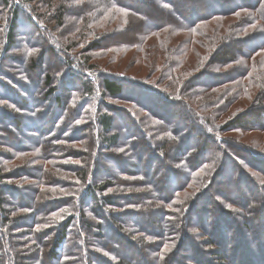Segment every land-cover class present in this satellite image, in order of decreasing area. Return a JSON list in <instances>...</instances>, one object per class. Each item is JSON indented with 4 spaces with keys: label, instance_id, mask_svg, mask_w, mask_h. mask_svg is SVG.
Segmentation results:
<instances>
[{
    "label": "trees",
    "instance_id": "1",
    "mask_svg": "<svg viewBox=\"0 0 264 264\" xmlns=\"http://www.w3.org/2000/svg\"><path fill=\"white\" fill-rule=\"evenodd\" d=\"M99 2L95 9L71 6L80 9L87 24L105 15L120 19L117 31H107L92 48H139L154 71L164 68L160 78L168 89L77 59L71 52L74 44L66 47L51 32L49 20L47 25L33 8L38 0H0V18L7 15L0 39V102L8 104L0 106V160L6 156L11 162L37 151L38 162L59 157L84 162L82 167L52 165L47 170L28 158L25 167L8 174L0 164V264H264V199L247 191L262 186L264 154L223 138L230 131L264 133V105L219 123L221 114L251 97L242 81L251 74L245 62L264 52V0ZM69 10L65 2L56 10L63 27ZM90 10L96 14L86 17ZM243 11L250 13L241 22L235 19L225 32L209 34V46L199 41L200 48L212 51L209 58L203 56L206 67L239 64L229 78L239 90L207 97L205 93L229 83L217 72L207 80L195 73L172 89L196 38L204 36L200 25ZM23 21L32 29L22 37L30 42L20 48L17 33L26 26ZM250 23L261 25L240 40L235 27L242 32ZM70 27L83 29L78 22ZM164 31L167 38L160 40ZM37 33L45 40L34 39ZM119 34L134 40L116 45ZM182 34L191 36L173 46ZM62 51L67 54L64 64L45 59ZM77 79L79 90L73 86ZM251 79L255 86L259 74ZM60 90L63 95L57 96ZM109 98H122L133 107L115 113L105 103ZM259 102L264 103V89ZM85 118L92 130L84 138L76 128H85L78 125ZM86 139L84 149L64 148ZM12 181L25 186L20 190L7 183ZM61 212L63 219L58 218ZM105 227L112 231L110 241Z\"/></svg>",
    "mask_w": 264,
    "mask_h": 264
},
{
    "label": "rangeland",
    "instance_id": "2",
    "mask_svg": "<svg viewBox=\"0 0 264 264\" xmlns=\"http://www.w3.org/2000/svg\"><path fill=\"white\" fill-rule=\"evenodd\" d=\"M65 2L66 6L69 7V14H66V18H65V23L66 26L63 27V22H61L59 24V19L58 17L62 16L59 13L56 12L57 9H59V6L61 5V3ZM236 2V1H235ZM237 3V2H236ZM215 4V3H212ZM83 5H87V6H92L91 8L95 9L100 7V2L99 0H80L79 2H77L76 0L74 1H69V3L66 0H38V4L35 5V11L37 10V12L44 18L45 22L47 20H49V27L52 29V33L54 34V36H56L57 38H59V40L66 46L68 47L71 44H74L73 47L74 49L71 51L72 53H74L75 57L77 59L81 58L83 61L88 60L91 61L90 63L93 65H96V68H100L101 67L97 66L100 65L102 67H109V71L111 73L115 72V73H123L126 74L128 76H130V78H132L133 80L139 82L142 81L144 82L147 86L152 87V88H157L160 87L162 89H166L169 85L168 83L164 82L160 77L161 74L164 71V68L162 69H156V71H154V64L152 63V60L149 58V56H144L143 53H140V49L139 48H124L120 47L121 49L115 50L111 49V50H106L103 49L104 51H100L97 48H92V43L98 41L101 37H104V34L107 31H113L116 27H118L120 19H115L110 18L109 16L105 15V17L102 20L99 21H94L91 20L88 24L86 23V21L83 22V16H79L78 11L72 10L73 7L79 6L82 7ZM216 5V4H215ZM96 11L90 10V12H87L88 15H84V17H88V16H93ZM105 13V12H104ZM249 11H243L241 12V14H234L231 16H227L224 18H218L216 19V21L214 22H207V24H202L200 25L201 27V31L199 34L203 33L204 36L198 35L199 37L196 38V43H193V47L192 51L189 53V60L186 61L185 64H183L182 68L179 70V75L181 76V78H177L176 83L171 86L172 89H174L175 91L181 87L182 83L185 82L188 78H190L193 74L197 73V77H199L200 75H203L202 77L207 80L209 78V76L212 77V74H214V72H217L220 77L223 75V79L225 81H229V83L224 85H218V87L215 90L209 91V93H205V95H207V97L209 95L212 94H223V93H229L230 91H235V90H239V84L235 83V81H232L234 79H229L232 75V73L236 72L237 70L235 69L236 67H239V64H233V65H228L224 68L219 67V70H217V68H208V66L206 67L205 65V61L203 60V56L206 55L208 58L211 56L212 51H209L210 47H208L207 49H203L202 47L200 48V46H202L201 44H199V41H203L209 46L210 43V38L212 35L209 34H213L214 30L216 31H222L225 32L226 28L229 27V24L231 23H239L241 22L240 17H247L249 15ZM6 16L4 15V17L0 18V39L1 38V30H3L5 21H6ZM121 17H123V14L120 15ZM238 20L237 22H235L236 20ZM25 20V17L24 19ZM23 25H26L22 28H20L19 32L17 33L18 36V45H20V48L23 46H25L26 42H30L29 39H24L22 38L23 36H27V33L30 34L32 26H29L25 23V21H23ZM78 23L82 24L83 29L80 28L79 29H74L72 30L70 25L75 23V25ZM217 23V24H216ZM46 24L48 25V23L46 22ZM225 25L226 28H225ZM261 23H256L254 25H252L251 23L249 24V27H246L244 29H242V32H239L240 28L235 27V32L238 34L237 37L240 38V40H243L241 38H245L247 36H249L250 34L254 33L257 31V29L260 27ZM236 26V25H235ZM86 28V30L84 32H82V30H84ZM114 31H117V29H115ZM228 32V30H227ZM230 32V31H229ZM228 32V33H229ZM227 33V34H228ZM207 34V35H206ZM161 36H159L160 40H165L167 38L168 35V31H164L160 33ZM189 34H182L180 35L178 38L175 39V44L173 46H177L180 42H182L186 36ZM191 36V35H189ZM169 37V36H168ZM41 39V40H45V37L43 34L37 33L34 37V39ZM51 43L55 44V40H51V38L49 37ZM102 39V38H101ZM134 39H132V36L129 34L126 35H118L117 37V41H115L114 43H116V45L118 44H123V43H129L132 42ZM198 40V42H197ZM34 41V40H33ZM156 38L151 39L150 40V44L155 43ZM260 41V40H259ZM212 42V41H211ZM217 42V41H216ZM1 44V43H0ZM63 46V45H62ZM199 46V47H198ZM1 47V46H0ZM247 46H243V50H245L244 48H246ZM92 49V50H89ZM1 50V48H0ZM209 51V52H207ZM200 53V54H199ZM209 53V55H208ZM64 54V55H63ZM66 56V58H64ZM138 58V60H137ZM163 58L164 56H162V58L160 59V61L157 59V62L159 66L163 65ZM45 59L47 60L48 63L50 62H57V64H64V62L67 60V54L62 52H59V54L55 55L52 53H49L48 55H46ZM264 60V52L261 54H258L257 56H255L252 61H246L245 64L246 65H251L250 66V75H248L249 77L244 79L242 82L248 86L250 92H251V97H248L247 99L243 100L241 99L238 103H236L234 106L230 107L231 109L228 111V113H226L225 115L221 114L220 117V124L223 123L225 124L226 122L232 120L234 118V115L242 112V111H247L250 110L253 106L254 109L255 107H260L263 106L264 103L259 102L258 105L256 103V98L257 96L263 91L264 89V65L262 64V61ZM47 63V64H48ZM49 66V65H47ZM68 65L64 66L63 69L64 70H68ZM99 70V69H98ZM187 70V72H186ZM243 71V70H242ZM257 74H259V83H257L256 81V85L253 86L252 85V79L251 77L255 76ZM64 76V75H63ZM225 76H228V78H226ZM231 80V81H230ZM77 84V85H76ZM127 85H129V83H127ZM61 85H59V89ZM74 89H80V84H79V80H75V85ZM128 86H125V91L128 90ZM170 88V87H169ZM168 89V88H167ZM19 90V89H18ZM131 90V89H129ZM128 90V91H129ZM260 92V93H259ZM127 94L129 95V93L127 92ZM63 95V90H60L57 94V96H62ZM228 95V94H227ZM78 97V96H76ZM244 96H242L243 98ZM79 98V97H78ZM4 99V98H3ZM53 101H55V97L53 99ZM106 105L111 107L112 110L117 113V111L119 109H123L125 107L128 108H132L133 106L127 102H125L122 98H118V99H112L109 98L105 101ZM55 105V103H53ZM8 104L5 102H0V106H7ZM91 109V108H90ZM87 112L90 110H86ZM92 111V109H91ZM86 112V113H87ZM174 113H177L176 110L174 109ZM118 115H121V113H118ZM141 116H145V113L141 112ZM182 117V115H181ZM122 120V119H121ZM89 124L87 125V120L86 118L80 122L78 125L79 126H83L85 128H81V130H78V126L76 128V131H78L79 135H82L85 137H87V133L90 132L92 130V123L89 121ZM177 123V122H176ZM179 125L183 124L182 121H178ZM28 124V120H24L23 122V126H26ZM38 126V125H37ZM90 129V131H89ZM224 140L225 139H230V138H234L237 139V141H239L242 145V147H244V149L246 150H253L254 152H258L263 153L264 154V133L262 132H245V131H230L227 132V134L225 136H223ZM89 143V140H82L79 143H71V144H64V148L66 147L65 145L70 146L71 148H75L74 151L76 150V148H81L84 149L87 147ZM3 151L6 153H10L8 152V150H6V148H3ZM84 152V151H83ZM257 153V155H259ZM38 152L34 151L32 154L30 155H25V156H18L16 158V160H13L10 162V160H8V157L4 156L2 159L0 160V164H2L4 166V168H6L7 172L4 174H8L11 171H17L20 168H23L25 166H22L23 163L25 161H27L28 158H32L33 159V163L35 165H43L47 170L49 169V167L53 166H65L66 169H71L73 167H79V165L82 167V164H84L83 161L79 162V161H63V157H59L57 160L55 161H49V162H38L37 161V157H38ZM262 154V155H263ZM260 157V155H259ZM128 163H134L131 162L130 160H128ZM249 170V168L247 169ZM5 171V170H4ZM250 171V170H249ZM67 176L72 177L73 180H75V182L79 183L78 178L71 174V173H67ZM258 182V181H256ZM8 184H15V186L17 188H19L21 190V187L25 186L24 182H7ZM259 183L262 185L260 186H250V189L247 190L251 196H261L262 199H264V177H260L259 179ZM258 187V189H257ZM47 188V187H45ZM261 188H263L262 192H261ZM112 193V192H109ZM248 195V196H250ZM250 200V198H249ZM15 201V200H14ZM176 203H180L178 201H176ZM65 213L61 212L58 215L59 219H63V217H65ZM58 219V220H59ZM237 222L239 221V219H235ZM255 225V224H254ZM105 234L107 235L108 240H111V236H112V231H110L108 229V227H105ZM141 247V246H140ZM119 252H124L123 254H126V252L124 250L118 249ZM136 252H139L138 250H135ZM142 251L144 253H146L145 248H142ZM122 254V253H121ZM122 254V255H123ZM69 258L65 259V262H68Z\"/></svg>",
    "mask_w": 264,
    "mask_h": 264
}]
</instances>
